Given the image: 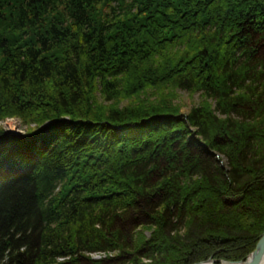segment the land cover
Wrapping results in <instances>:
<instances>
[{"label": "trees", "instance_id": "obj_1", "mask_svg": "<svg viewBox=\"0 0 264 264\" xmlns=\"http://www.w3.org/2000/svg\"><path fill=\"white\" fill-rule=\"evenodd\" d=\"M5 116L54 122L0 128V264L241 261L264 233V0H0Z\"/></svg>", "mask_w": 264, "mask_h": 264}, {"label": "rangeland", "instance_id": "obj_2", "mask_svg": "<svg viewBox=\"0 0 264 264\" xmlns=\"http://www.w3.org/2000/svg\"><path fill=\"white\" fill-rule=\"evenodd\" d=\"M167 91H168L167 89H164L163 93H166ZM157 92L158 91L154 88L149 89V90H147L146 93H145V91H144V93H139L138 99L156 100V97L159 96V95L158 96L156 95ZM170 96H171V101H172L171 103L178 104L180 106V111L183 113H187L193 105L199 103L201 100V96H200L199 92H196V91L190 92L188 90L181 89V88H175ZM129 99L130 98H127V96H126V97L118 100V103H117V101L116 102L114 101L111 103L110 101H105L103 99L96 97V101L98 102V105L102 108H105V106H110V105L114 106L116 104H117V106H122L123 104H126ZM53 122H54L53 120H49V121H45L42 124L31 123V124L26 125L17 116H5L3 118H0V128H2L4 131H9L11 133H14L15 135L23 136L24 138H28V139L29 138L30 139L35 138L36 139V137H37L38 139L42 140L47 135L46 127H48V125H50V123H53ZM43 132H44V134H42ZM38 139H36L34 141H36V142L38 141V143H39ZM216 156L218 158V155H216ZM223 163H225V162H223V161L220 162L221 165H223ZM145 235L148 237L150 235V231L145 230ZM262 236L263 235L260 236L259 240L262 238ZM215 253L216 252H214L213 254H215ZM117 254H119L117 251H113V252L93 251V252H87L85 255L87 256V258L89 260L97 261V260H104V259H113L115 256H117ZM209 258L223 259V258H217L214 256H211ZM207 259L195 262L193 264H198V263L205 261V260L207 261ZM59 260L61 261L62 258H59ZM223 260H226V259H223ZM143 261L148 262L150 260L146 258ZM226 261H231V260H226ZM241 261H243V260H241ZM224 263H226V262H224ZM210 264H222V263L221 262H210Z\"/></svg>", "mask_w": 264, "mask_h": 264}, {"label": "water", "instance_id": "obj_3", "mask_svg": "<svg viewBox=\"0 0 264 264\" xmlns=\"http://www.w3.org/2000/svg\"><path fill=\"white\" fill-rule=\"evenodd\" d=\"M264 257V234L262 238L258 241L256 247L247 255V257L243 261H226L223 259H214L208 258L207 261H202L200 263L207 262H228V263H238V264H260L261 259Z\"/></svg>", "mask_w": 264, "mask_h": 264}, {"label": "bare ground", "instance_id": "obj_4", "mask_svg": "<svg viewBox=\"0 0 264 264\" xmlns=\"http://www.w3.org/2000/svg\"><path fill=\"white\" fill-rule=\"evenodd\" d=\"M192 264H193V263H192ZM198 264H210V263L207 262V263H198ZM222 264H238V263H228V262H226V263H222ZM260 264H264V257L261 259Z\"/></svg>", "mask_w": 264, "mask_h": 264}]
</instances>
